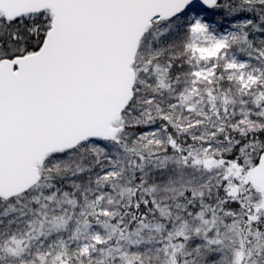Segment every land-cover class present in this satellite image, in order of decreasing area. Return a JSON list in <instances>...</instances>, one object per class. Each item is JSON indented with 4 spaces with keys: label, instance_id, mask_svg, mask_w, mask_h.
Masks as SVG:
<instances>
[{
    "label": "snow or ice",
    "instance_id": "6c2138e0",
    "mask_svg": "<svg viewBox=\"0 0 264 264\" xmlns=\"http://www.w3.org/2000/svg\"><path fill=\"white\" fill-rule=\"evenodd\" d=\"M0 264H264V0H0Z\"/></svg>",
    "mask_w": 264,
    "mask_h": 264
}]
</instances>
